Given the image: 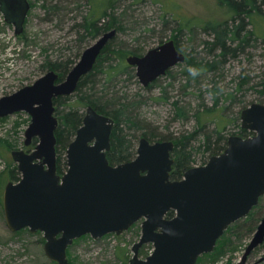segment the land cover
<instances>
[{"label":"water","instance_id":"95a60500","mask_svg":"<svg viewBox=\"0 0 264 264\" xmlns=\"http://www.w3.org/2000/svg\"><path fill=\"white\" fill-rule=\"evenodd\" d=\"M30 7L29 0H0V10L18 36L24 33ZM116 34L113 28L100 35L63 80L59 81V72L49 70L0 97V117L21 111L31 116L25 145L38 138L32 151H12L21 178L5 187L7 224L12 231L28 227L44 232L47 256L59 264H70L67 250L76 238L121 234L141 222L142 233L132 246L128 264H196L264 195V104L252 103L241 112L242 128L255 132L252 136H229L223 152L189 168L179 180L171 179L173 140L152 142L143 136L135 158L110 163L107 151L115 119L89 105L67 148L68 168L61 174L54 98L75 92ZM185 59L173 39L144 55L126 58L144 86ZM171 210L175 215L168 217ZM263 242L264 217L237 264H248L252 250ZM148 243L154 251L142 258L140 250Z\"/></svg>","mask_w":264,"mask_h":264},{"label":"rangeland","instance_id":"374dc122","mask_svg":"<svg viewBox=\"0 0 264 264\" xmlns=\"http://www.w3.org/2000/svg\"><path fill=\"white\" fill-rule=\"evenodd\" d=\"M30 3L21 36L15 34L14 25L7 23L0 11V97L13 93L46 73L42 63L47 59L71 58V69L83 51L99 37H86L85 41H80L79 31L83 32L80 24L85 16L107 22L111 27L114 25L113 15L125 11L129 19H125L126 28L116 34L113 44L117 47L145 53L160 41L173 39L179 40L180 46L187 52H199L201 56L212 58L204 47V42L213 37L206 30L207 24L230 23L237 15L236 8L223 0H30ZM55 3L62 8L58 14L50 10ZM262 9L261 15H253V25L247 27L254 30V39L249 45L239 51L238 56H229L214 78L207 75L202 76L200 83L193 82L187 88V94L181 89L186 83V77L182 75L186 62L174 66L171 74L161 76L158 84L150 90L145 89L137 75L121 74L111 84L106 82L104 73H98L83 91L90 96L115 89L141 93L147 103L138 110L139 121L163 134L177 135L206 125V131L226 128L224 132L228 138L240 135L242 110L255 102L264 104V6ZM114 28L118 29L117 26ZM112 53L115 64L129 66L136 73L135 67L126 60L129 54L120 50H113ZM106 55L105 52L99 58ZM245 78L247 80L240 87ZM214 85L220 95L216 106L211 91ZM80 95L78 91L73 92L67 103L78 106L86 114L88 103H82ZM164 96H169V99L161 98ZM175 99L191 104L189 119L174 118L172 101ZM30 120L25 111L0 119V264H59L45 252L44 232H32L28 227L12 231L5 216V187L9 181H16L8 176V172L13 167L18 168L12 151L24 149L29 152L35 148L24 143ZM136 134L140 136L138 147L143 135L141 131ZM199 138H204V135L201 133ZM210 157L208 152L196 153L193 166L205 164ZM263 217L264 195L246 217L228 227L215 249L201 255L196 264H237ZM136 224L121 234L109 233L99 238L86 234L76 238L67 251L70 264H128L133 255L132 246L142 233L141 223ZM153 248L152 243L145 244L140 256L145 258ZM248 264H264V242L252 250Z\"/></svg>","mask_w":264,"mask_h":264},{"label":"trees","instance_id":"16d2710c","mask_svg":"<svg viewBox=\"0 0 264 264\" xmlns=\"http://www.w3.org/2000/svg\"><path fill=\"white\" fill-rule=\"evenodd\" d=\"M223 1L228 2L229 5L236 8L237 15L233 17L232 22L230 23L207 24L208 26L206 30H209L211 34H213V37L211 40H206L204 42V47L208 49V56L212 58H208L205 55L201 56L199 52L197 54H194V52H187L184 49L188 54V59L185 61L186 68L182 73V75H185L186 77V83L181 87L185 94L188 93L187 88H189L193 82L197 84L203 80L202 76L212 75L214 78L216 72L221 69L229 56H238V52L245 49L250 41L254 39V30H248L247 27L249 24L253 25V15L262 14L264 0ZM61 9L60 4L55 3L50 10L53 13L58 14ZM113 16L114 25L111 27L107 22L103 23L99 19L94 20L93 18H89L90 16H85L84 21L80 24L83 31L82 33L79 31L80 41H85L86 37L96 38L116 26L118 27V29L116 28L117 33L119 30H124L126 28L125 19H129L125 15V11L121 14H114ZM247 19H249L250 23H248ZM116 38L117 36L108 42L101 53L103 54L106 52L107 55L102 59L98 58L93 69L80 79L75 90L81 94L80 101L82 103L87 102L88 105H92L99 112L109 115L116 120L111 136L112 147L107 151L110 163L118 164L135 158L137 154V141L140 137L136 134L138 131H141L142 135L150 141L161 139L173 140L175 142V147L172 152V156L175 158V163L171 171V179L173 180L183 178L185 171L193 166L196 153L208 152L212 156L224 151L228 145L229 139L224 132L226 128L224 130L217 129L215 131H206V125H203L197 127L193 131H185L177 135H174L173 133L163 134L156 131V128L155 130L151 129L147 124H142L139 121L138 110L143 104L147 103V100L141 96V93H130V91L115 89L104 94L90 96L83 91V88L88 83L95 80L98 73H104L106 75V82H110L111 84L117 81V78L121 74L136 77L134 69L132 70L129 66L123 64H115V58L111 52L113 50H120L124 54H140L141 51L138 49L115 46L113 43ZM176 43L181 47L179 40H176ZM217 50L219 53H216ZM72 62L71 58L62 60L47 59L42 63V69L47 71L54 69L58 71L60 74L59 80H61L64 78L65 74L69 72ZM167 74H171V70ZM158 79L154 80L148 86H145V89L150 90L155 87L158 84ZM246 80L247 78L240 82V87ZM211 91L214 94V106H216L219 103L220 95L218 94L215 85ZM230 95L234 97L233 93H230ZM70 98V95H60L54 98V104L56 106L55 111L59 118V124L55 132L57 138V167L58 172L61 174H63L68 168L66 156L67 148L74 139L78 128L82 126L85 115L84 111L78 106L71 104L70 102V104L67 103ZM161 98L167 100L169 99V96ZM172 106L175 119H189L190 111H192L191 104L187 105L185 102H180L179 99H175L172 101ZM197 113L198 112L195 114L197 115ZM5 118L6 117H0V119ZM201 133L204 135V138L200 139L199 137ZM238 133L241 136L248 137L254 132L248 129L239 128ZM37 143L38 138H34L31 145L35 147ZM206 162L207 161L204 163ZM8 176L12 180L18 181L21 178V173L17 167L16 169L13 167L9 170ZM174 215L175 211L173 210L168 213V217H173ZM136 225L137 224L135 223L133 226ZM144 250L145 249L142 250V254H144Z\"/></svg>","mask_w":264,"mask_h":264},{"label":"flooded vegetation","instance_id":"af4514ba","mask_svg":"<svg viewBox=\"0 0 264 264\" xmlns=\"http://www.w3.org/2000/svg\"><path fill=\"white\" fill-rule=\"evenodd\" d=\"M29 2H30V0H29ZM30 6H31V3H30ZM30 8H31V7H30ZM2 14H3V13H2ZM26 21H27V20H26ZM166 41H167V40H166ZM166 41H160V43H159L158 45H156V46H159V45L163 44V43L166 42ZM174 41H175V40H174ZM175 44H176L178 50H180V51H182V52L185 53V55H186V59H185V61H187V59H188V54H187V53H186L181 47L178 46V44L176 43V41H175ZM156 46H155V47H156ZM103 50H104V49H103ZM147 51H148V50H147ZM83 52H84V51H83ZM102 52H103V51H102ZM102 52H101V53H102ZM145 53H146V52H145ZM145 53H142V52H141L140 54H135V55H144ZM82 54H83V53H82ZM82 54H81V56H82ZM100 55H101V54H100ZM100 55H99V56H100ZM129 55H131V54H129ZM129 55H128V56H129ZM128 56H127V57H128ZM80 58H81V57H80ZM98 58H99V57H98ZM97 60H98V59H97ZM185 61H183V62H185ZM77 62H78V61H77ZM77 62H76V63H77ZM183 62H179V63H183ZM76 63H75V64H76ZM179 63H177L176 65H178ZM176 65H174V66H176ZM174 66H173V67H174ZM133 67H134V66H133ZM173 67L170 68V69H168V70H167V73H168L170 70H172ZM72 68H73V67H72ZM72 68H71V69H72ZM71 69H70V70H71ZM70 70H69V71H70ZM135 70H136V68H135ZM57 72H58V71H57ZM167 73H166V74H167ZM166 74H165V75H166ZM59 75H60V74H59ZM136 75H137V74H136ZM59 78H60V77H59ZM159 78H160V77H159ZM61 80H63V79H61ZM61 80H59V81H61ZM88 106H89V105H88ZM55 114H56V111H55ZM84 116H85V115H84ZM58 119H59V118H58ZM115 123H116V120H115ZM114 126H115V125H114ZM113 128H114V127H113ZM112 132H113V131H112ZM253 134H254V133H253ZM111 136H112V133H111ZM141 138H142V137H141ZM141 138H140V139H141ZM139 141H140V140H139ZM111 147H112V143H111ZM140 223H141V222H140ZM143 246H144V245H143ZM68 248H69V247H68ZM141 249H142V248H141ZM67 251H68V250H67ZM55 262H56V261H55ZM57 263H58V262H57Z\"/></svg>","mask_w":264,"mask_h":264},{"label":"built area","instance_id":"2783aa9c","mask_svg":"<svg viewBox=\"0 0 264 264\" xmlns=\"http://www.w3.org/2000/svg\"><path fill=\"white\" fill-rule=\"evenodd\" d=\"M153 250H154V248L150 250L149 254H151V253L153 252ZM149 254H148V255H149Z\"/></svg>","mask_w":264,"mask_h":264}]
</instances>
